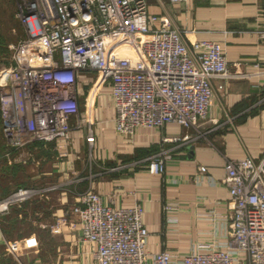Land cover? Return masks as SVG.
I'll list each match as a JSON object with an SVG mask.
<instances>
[{"label":"built area","instance_id":"2783aa9c","mask_svg":"<svg viewBox=\"0 0 264 264\" xmlns=\"http://www.w3.org/2000/svg\"><path fill=\"white\" fill-rule=\"evenodd\" d=\"M18 17L26 38L13 62L0 67L2 156L8 159L50 144L66 158L77 128L84 129L92 149V112L105 106L112 116L104 123L128 140L139 128L198 127L212 104V80L239 77L220 42L187 40L185 30L150 13L147 0H28ZM252 66L258 73V63ZM178 138L163 136L162 142ZM168 157L163 150L148 156V172L163 173ZM224 169L217 182L228 190L226 224L223 241L215 245L150 253L141 205L113 207L92 188L65 209L76 217L69 226L96 264H264V157L228 158ZM54 188H14L0 198V216ZM63 224L62 215L53 231ZM38 246L34 234L4 240L15 257Z\"/></svg>","mask_w":264,"mask_h":264},{"label":"crops","instance_id":"0c3cea01","mask_svg":"<svg viewBox=\"0 0 264 264\" xmlns=\"http://www.w3.org/2000/svg\"><path fill=\"white\" fill-rule=\"evenodd\" d=\"M147 4L150 13L185 30L187 40L220 42L230 71L239 77L212 80V104L198 127L184 129L172 124L155 132L139 128L128 140L104 123L112 116L111 108L95 109L96 150L94 146L88 149L83 128L73 129L66 158L54 162L51 170L30 174L31 182L25 185L55 188L44 198L0 216L2 249L4 240L28 234L37 237L39 246L28 251L26 264H96L88 245L80 242L77 230L69 226L76 217L65 212L75 204V195L87 188L113 207L141 205L150 253L166 249L182 254L197 246L215 245L223 241L226 224L228 190L217 182L225 173L226 159L264 157V0H147ZM243 73L248 75L241 76ZM163 136L179 138L162 142ZM85 146L100 168H89L81 177ZM155 149L169 155L163 173L147 170L146 159ZM3 152L0 163L7 168L26 164L38 168L48 155L56 154L51 144L46 150L17 151L10 159L3 157ZM197 166L205 171L198 172ZM67 174L70 178L64 183ZM77 178L79 181L72 183ZM62 215L66 224L54 232ZM20 223L23 227L16 229Z\"/></svg>","mask_w":264,"mask_h":264},{"label":"rangeland","instance_id":"374dc122","mask_svg":"<svg viewBox=\"0 0 264 264\" xmlns=\"http://www.w3.org/2000/svg\"><path fill=\"white\" fill-rule=\"evenodd\" d=\"M27 1L28 0H0V67H2L3 65H7L10 61L13 62V57L15 56L16 52L15 49H17L22 40H25L26 38V31L19 20L18 14L24 9ZM85 87L88 88V86ZM3 143V138L0 131V146H2ZM86 148V146L83 147L82 155V159L86 164V169L84 168V171L80 173L81 177L87 175L86 172L89 168H100V162L94 160L93 157L91 159V157L87 155ZM100 149L102 150V148ZM93 150H96L95 145ZM52 154L53 155H48L47 160H43L42 164H40L38 168H35L34 166H31L29 164L21 167L16 166L6 168L2 165V163H0V194L9 192L14 186L30 184L31 181L28 179V176L30 174H36L37 171L40 172L41 170H51V165L54 162L59 163L61 161L59 156L54 153ZM43 157H45V155H43L41 158ZM69 178L70 174H67L64 176V179H62V181L65 183V181ZM23 225L24 223H20L16 229L23 227ZM13 228H15V225ZM29 255L30 254L28 253V251H25L19 256L15 257L7 253L3 246V249L0 247V264H26L25 260L28 259Z\"/></svg>","mask_w":264,"mask_h":264},{"label":"trees","instance_id":"16d2710c","mask_svg":"<svg viewBox=\"0 0 264 264\" xmlns=\"http://www.w3.org/2000/svg\"><path fill=\"white\" fill-rule=\"evenodd\" d=\"M158 149V148H157ZM157 149H155L153 152L155 153L157 151ZM2 150H3V145L0 146V154L2 153ZM7 168V167H6ZM10 168V167H8ZM18 186H25V185H17V186H14L9 192H11L14 188L18 187ZM9 192L5 193V194H0V198L4 197L5 195H7Z\"/></svg>","mask_w":264,"mask_h":264}]
</instances>
